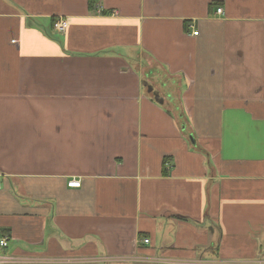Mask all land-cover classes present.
I'll list each match as a JSON object with an SVG mask.
<instances>
[{"label":"crops","instance_id":"1","mask_svg":"<svg viewBox=\"0 0 264 264\" xmlns=\"http://www.w3.org/2000/svg\"><path fill=\"white\" fill-rule=\"evenodd\" d=\"M0 264H264V0H0Z\"/></svg>","mask_w":264,"mask_h":264},{"label":"built area","instance_id":"2","mask_svg":"<svg viewBox=\"0 0 264 264\" xmlns=\"http://www.w3.org/2000/svg\"><path fill=\"white\" fill-rule=\"evenodd\" d=\"M218 13H221L222 12V8L218 9L217 10ZM54 29L60 33H64L68 27V20L66 18H60L58 20H56L54 22V25H53ZM194 35H198L199 34V31H194L193 32ZM68 185L70 187H80L81 185V181L80 180H76V179H73L71 180L70 182H68ZM144 242L145 243H149V239H144ZM9 244V239L8 237H5L1 240V246L2 247H7ZM5 258V257H4ZM10 261V260H8Z\"/></svg>","mask_w":264,"mask_h":264},{"label":"water","instance_id":"3","mask_svg":"<svg viewBox=\"0 0 264 264\" xmlns=\"http://www.w3.org/2000/svg\"><path fill=\"white\" fill-rule=\"evenodd\" d=\"M191 138H193V137H191ZM192 140H193V142H195L194 139H192Z\"/></svg>","mask_w":264,"mask_h":264},{"label":"rangeland","instance_id":"4","mask_svg":"<svg viewBox=\"0 0 264 264\" xmlns=\"http://www.w3.org/2000/svg\"><path fill=\"white\" fill-rule=\"evenodd\" d=\"M192 139H194V137H193V138H191V140H192Z\"/></svg>","mask_w":264,"mask_h":264},{"label":"trees","instance_id":"5","mask_svg":"<svg viewBox=\"0 0 264 264\" xmlns=\"http://www.w3.org/2000/svg\"><path fill=\"white\" fill-rule=\"evenodd\" d=\"M53 25H54V23H53ZM149 242H150V240H149Z\"/></svg>","mask_w":264,"mask_h":264}]
</instances>
